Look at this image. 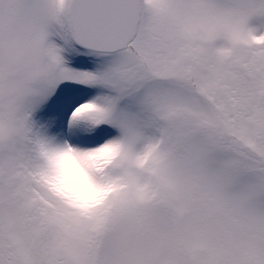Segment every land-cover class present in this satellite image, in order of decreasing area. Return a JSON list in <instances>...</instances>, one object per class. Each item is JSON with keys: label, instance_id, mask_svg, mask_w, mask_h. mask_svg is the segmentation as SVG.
I'll return each mask as SVG.
<instances>
[{"label": "snow or ice", "instance_id": "6c2138e0", "mask_svg": "<svg viewBox=\"0 0 264 264\" xmlns=\"http://www.w3.org/2000/svg\"><path fill=\"white\" fill-rule=\"evenodd\" d=\"M0 264H264V0H0Z\"/></svg>", "mask_w": 264, "mask_h": 264}]
</instances>
